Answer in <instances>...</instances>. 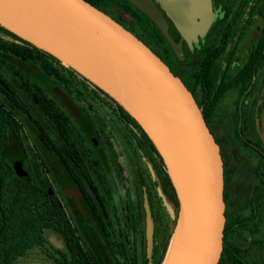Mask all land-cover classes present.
I'll return each mask as SVG.
<instances>
[{
    "label": "flooded vegetation",
    "instance_id": "flooded-vegetation-1",
    "mask_svg": "<svg viewBox=\"0 0 264 264\" xmlns=\"http://www.w3.org/2000/svg\"><path fill=\"white\" fill-rule=\"evenodd\" d=\"M151 1L172 42L136 4L132 18L120 9L116 19L194 90L220 146L228 217L223 264H264V0H208L209 12L187 20L173 4L190 0ZM0 38L12 39L1 29ZM4 67L0 76L11 82ZM64 71L66 89L46 84L39 69L31 70V81L15 80L16 89H0L10 114L0 139L9 182L28 186L40 204L52 199L60 206L72 242L78 238L94 264H162L180 203L161 156L115 98ZM146 199L154 226L150 260ZM46 239L22 258L37 250L47 264H74L58 231L48 229Z\"/></svg>",
    "mask_w": 264,
    "mask_h": 264
},
{
    "label": "water",
    "instance_id": "water-1",
    "mask_svg": "<svg viewBox=\"0 0 264 264\" xmlns=\"http://www.w3.org/2000/svg\"><path fill=\"white\" fill-rule=\"evenodd\" d=\"M130 1L155 19L172 42L151 0ZM173 5L182 20L211 10L208 0ZM0 25L115 98L152 140L180 203L162 264H223L228 221L224 159L194 90L173 66L91 0H0ZM146 208L150 260L154 226Z\"/></svg>",
    "mask_w": 264,
    "mask_h": 264
},
{
    "label": "trees",
    "instance_id": "trees-1",
    "mask_svg": "<svg viewBox=\"0 0 264 264\" xmlns=\"http://www.w3.org/2000/svg\"><path fill=\"white\" fill-rule=\"evenodd\" d=\"M91 1L115 18L118 17L116 10L120 9L128 13L131 18L135 15V5L127 0ZM141 20L145 29L148 30L147 16H143ZM0 29L12 38L11 40L0 38V70L3 75L4 65H9L13 76L11 82H7L3 76H0V89L6 88L3 83L14 90L17 88L15 80L19 82L24 78L28 81L33 80L30 75L31 70L36 69L41 71L39 73L49 86L53 83L60 88H67L66 83L69 77L64 70L72 73L74 71L62 65L54 56L21 40L1 25ZM7 59L10 60L9 63ZM9 119L10 114L0 98V139L5 137V123ZM143 133L147 137L144 131ZM37 196L36 192L23 183L13 182V180L9 182L4 161L0 159V264H16L35 245L46 243L48 229L58 231L65 244L73 249L74 264H94L80 248L78 238L75 237L72 242L73 232L70 224L65 222L66 216L62 208L56 206L52 199H49L46 204H40Z\"/></svg>",
    "mask_w": 264,
    "mask_h": 264
},
{
    "label": "rangeland",
    "instance_id": "rangeland-1",
    "mask_svg": "<svg viewBox=\"0 0 264 264\" xmlns=\"http://www.w3.org/2000/svg\"><path fill=\"white\" fill-rule=\"evenodd\" d=\"M146 205H148L147 199L145 200ZM173 213V210H172ZM154 232V231H153ZM153 249V246H152ZM41 255L38 253V251H33L31 255L25 258H21L17 261L16 264H47L41 259Z\"/></svg>",
    "mask_w": 264,
    "mask_h": 264
}]
</instances>
